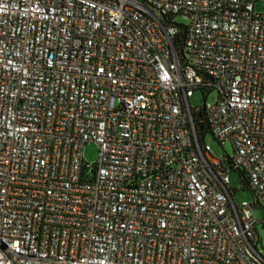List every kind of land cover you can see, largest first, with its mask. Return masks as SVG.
<instances>
[{
	"label": "built area",
	"instance_id": "obj_1",
	"mask_svg": "<svg viewBox=\"0 0 264 264\" xmlns=\"http://www.w3.org/2000/svg\"><path fill=\"white\" fill-rule=\"evenodd\" d=\"M259 3L0 0V264H264Z\"/></svg>",
	"mask_w": 264,
	"mask_h": 264
},
{
	"label": "rangeland",
	"instance_id": "obj_2",
	"mask_svg": "<svg viewBox=\"0 0 264 264\" xmlns=\"http://www.w3.org/2000/svg\"><path fill=\"white\" fill-rule=\"evenodd\" d=\"M264 5L262 3L256 4L254 10L256 12L262 11ZM173 21L176 24L187 25L189 23V18L186 15H176L173 18ZM216 100V95L214 93L206 97L208 103H213ZM204 102V94L195 90L193 96L189 100L190 107L201 106ZM204 145L208 146L210 151L215 157H221L227 155L228 157L232 156L233 150L229 142H225L224 146L221 147L215 139L209 133H205L202 139ZM83 159L87 163H93L97 158V146L93 143H88L83 148ZM229 188H231L232 199L235 205H240L242 202L252 203L253 194L252 192L244 185L241 174L238 171H230L228 173ZM253 215L257 221H261L264 217V211L256 206L253 210ZM256 230L258 232V242L256 250L264 257V229L261 224L256 225Z\"/></svg>",
	"mask_w": 264,
	"mask_h": 264
},
{
	"label": "trees",
	"instance_id": "obj_3",
	"mask_svg": "<svg viewBox=\"0 0 264 264\" xmlns=\"http://www.w3.org/2000/svg\"><path fill=\"white\" fill-rule=\"evenodd\" d=\"M240 174H241V173H240ZM241 177H242V179H243V183H244V185L247 187V184H246L245 179H244V177H243L242 174H241Z\"/></svg>",
	"mask_w": 264,
	"mask_h": 264
}]
</instances>
